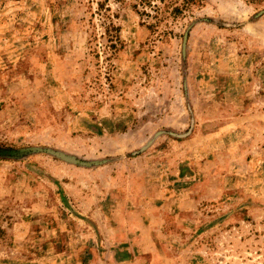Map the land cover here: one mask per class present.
Wrapping results in <instances>:
<instances>
[{
	"label": "rangeland",
	"instance_id": "rangeland-1",
	"mask_svg": "<svg viewBox=\"0 0 264 264\" xmlns=\"http://www.w3.org/2000/svg\"><path fill=\"white\" fill-rule=\"evenodd\" d=\"M0 264H264V0H0Z\"/></svg>",
	"mask_w": 264,
	"mask_h": 264
},
{
	"label": "trees",
	"instance_id": "trees-1",
	"mask_svg": "<svg viewBox=\"0 0 264 264\" xmlns=\"http://www.w3.org/2000/svg\"><path fill=\"white\" fill-rule=\"evenodd\" d=\"M7 152H10V150H7V149H1V148H0V155H1L2 153H7Z\"/></svg>",
	"mask_w": 264,
	"mask_h": 264
}]
</instances>
